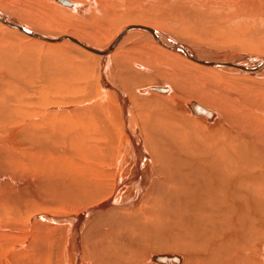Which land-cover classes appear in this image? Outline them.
I'll list each match as a JSON object with an SVG mask.
<instances>
[{"label":"bare ground","instance_id":"6f19581e","mask_svg":"<svg viewBox=\"0 0 264 264\" xmlns=\"http://www.w3.org/2000/svg\"><path fill=\"white\" fill-rule=\"evenodd\" d=\"M89 1L88 9L115 3ZM199 1L238 9L234 19L264 17V0ZM182 9L175 15L190 16V8ZM6 10H0L7 21L0 25L8 31L0 34V131L9 147L0 146V168L9 169L0 172V217L26 220L22 243L0 245V264H264V83L230 77L263 75L264 55L223 60L204 49L196 54L198 48L157 26L140 24L126 26L103 48L76 35L45 36ZM133 33L154 38V58L122 51L112 73V56L132 48L126 43ZM19 34L31 43L18 44ZM63 42L98 59L101 101L88 112L75 109L73 64L33 48L37 43L59 51ZM153 77L169 85L135 88ZM190 86L197 88L186 101L181 91ZM21 168L24 175L17 173ZM112 173L117 181L105 191L108 180L100 178ZM42 202L60 206L64 215L46 207L42 212Z\"/></svg>","mask_w":264,"mask_h":264},{"label":"rangeland","instance_id":"374dc122","mask_svg":"<svg viewBox=\"0 0 264 264\" xmlns=\"http://www.w3.org/2000/svg\"><path fill=\"white\" fill-rule=\"evenodd\" d=\"M66 1L67 0H62V2L60 1V3H56L53 0H47V1L46 0H0V10L3 11V10L7 9L5 11V13L7 15H9L11 18L13 17L14 20L19 21V22L25 24L26 26L31 27L32 29H36L37 31L41 32L45 36H48V35L61 36L64 34L76 35L80 38H84V39H87L89 41L98 43L96 45L101 46L103 48L110 45V43L113 41L114 37H116V35L122 29H124L126 26H128L130 24H140V25H145V26H150V27L157 26V28L160 29L161 31L173 35L178 40H182L181 42L184 43V45H187L190 48H193L192 49L193 51L196 50V49H194V47L198 48V50L194 51V52H196V54H199V52L204 49L202 51V53H204L208 56L213 55L212 57H215V58L221 57V59H223V60H230V59H232V57H234L233 59H235V57L238 56L239 54H252V55H262V56L264 55V19H263L264 17L259 18L258 16H255V18H254V16H251V17H244L243 18L244 20L242 18L234 19L233 17L237 16L240 13L238 11V9L235 8V11L237 10V12H239L237 14V12L235 13L233 7H229L230 9H228L226 5L222 4L224 6L223 7V6H221V3H218L215 1H213L211 3V2H202L199 0H193V1H191V0H174V1L171 0L173 2H171V1L165 2L164 1L165 2L164 3L161 0L162 3L160 4L159 2H157V0H151V1L143 0L144 2H142L141 0H122V1L117 0V5H116L115 4L116 1L113 0L115 2L114 3L111 0L110 2L114 3V4H111V5L109 4L108 7L106 5L105 9L100 8V6H95V7H92L90 9L86 8V7H88V5H90L89 0H68L67 2ZM70 1L73 3H71ZM146 1H147V3H146ZM152 1H154V2L156 1V3L160 4L161 5L160 7H162V8L158 7L159 5L157 6V4L153 3ZM158 1H160V0H158ZM118 2L119 3L121 2V4H119ZM179 2H182V3H179ZM151 3L153 4V6ZM68 4H70V5H68ZM186 4H189L191 7L189 5H186ZM215 4L216 5L218 4V5L216 7H214ZM184 5H186V7ZM68 6H70V7L73 6V9L70 10L71 8ZM111 6H112V8H111ZM193 6H194V9H193ZM211 6H213V8ZM1 7H3V8H1ZM59 7L61 9H59ZM62 7H64V8H62ZM200 7H202V8H200ZM68 8H70V9H68ZM179 8L180 9L183 8L185 10L190 8V9H188V11L190 12V16L184 15L185 18L183 17L185 20L187 19L186 22H184L185 20L182 17H179V15H175V12H177L176 10H178ZM198 8H199V11L197 10ZM164 9H165V11H164ZM209 9H210V13L208 15L207 11ZM214 9H215L216 13H215ZM220 9H221V11H219ZM67 10H70V11H67ZM205 10H207V11H205ZM228 10H232V12L231 11L229 12ZM104 11H105V13H104ZM221 12H222V15L225 14V12L226 13L229 12V14L228 13L225 14V18H224V15H223V17H220V16H222ZM178 13L179 14H185L184 12H178ZM195 14H197V16ZM216 14L219 18L218 17L216 18ZM172 15L173 16L175 15V16L173 17ZM202 15H203V17H202ZM164 16L167 17L168 20H165L164 22L161 23L160 19ZM168 16L170 17L171 20L169 19ZM188 17H190L191 19ZM213 17L216 19H219V21L218 20L216 21V19H214ZM227 17H229V21H228ZM230 18H233L234 20H230ZM177 19L178 20L180 19V21H178ZM182 19H183V21H182ZM197 19H198V21H197ZM188 20H189V22L187 23ZM207 20H209L211 22H209ZM192 21H194L195 23ZM191 22L193 24H190ZM196 22L198 24H199V22H202V23L199 24L200 25L199 26ZM186 24L188 26H186ZM192 25H194V26H192ZM0 26H1L0 27L1 28L0 34L8 32L7 29H5L2 25H0ZM201 26H203V27L201 28ZM197 27L199 30L200 29L201 30L200 31L197 30ZM190 28L191 29L193 28L195 30H193V29L191 30ZM203 28H204V30H202ZM22 35L24 37H22ZM130 35L131 34H129L128 36H130ZM26 37L27 36L24 34H21V35L19 34V36L15 37V38L17 39L18 44L26 45V43H27V45H28L31 43V40L28 37L26 39ZM34 40H36V39H34ZM150 40L153 43H155L154 38L153 39L150 38V36L147 34L144 35L143 33H135V34L133 33V35H131V37L127 40L126 44L128 45V47L130 46L129 48H131V46H132L131 49H134V48H136V49L134 51L129 49V51H131V52H129L128 50H126L125 47L124 48L121 47L119 49V51L117 50L115 55L112 56L113 61L111 60V63H110V66L112 65L111 66V72L116 74V72L118 70L116 68L117 65H115V61H120V59L125 55L132 57V56H136L138 54L143 55V54L152 53L151 55L154 58V50L150 48L151 47L150 46V44H151ZM135 41H136V43L139 42L142 45L140 44L138 46L139 43H137L135 45L134 44ZM146 44H148L147 45L148 47L146 46ZM143 45H145L146 47L144 48ZM42 46H44V45H40V44L36 43V45H34L33 48H35L38 51H41V49L44 48L45 51H41L43 53H47V51H48V54H59V56L64 57L65 60L70 61L73 64L74 70L76 72L78 71L77 72L78 75H77V77H75V86L76 87H75V90L73 92L74 97H75V101L77 100L75 103V105H76L75 109L76 110L78 109V111H76V112H83L82 111L83 109L85 112H88V111H86L87 107H89V106L93 107L94 105L97 106V104L100 103V101H101L100 99H101V95H102V94L99 95V93L97 92L98 91L97 89L99 86V79H98V72H97V62H98L97 57H94L91 54L83 52L78 47H76L75 45H71L70 43L63 42L60 46L59 51L58 50H51L48 48L46 49V47H42ZM213 51L215 54L213 53ZM200 54H201V52H200ZM230 56H232V57H230ZM118 58H120V59H118ZM132 70L135 71L136 73L138 72V74H142V71L139 72L140 70H138L135 67ZM150 70L151 71H149V72H145V71H143V72H145L146 74H152L151 73L152 68H150ZM169 70L171 72H173V70L171 68L165 69V72H168L170 74ZM129 71L132 72L131 70H129ZM234 76L235 75H231L230 77L235 79L237 82H239L241 84H245V83L246 84L247 83L253 84L254 82H257V83L263 82L264 83V74L261 76L256 75L257 77L253 76L254 78L253 77H246L245 78L244 76H235V77ZM115 78H117V77H115ZM162 79L163 78H161V77H153V79L150 83H145L141 86H138V87L136 86L135 88L136 89H142V88L148 87L147 90L149 91L150 86L152 88L155 86L169 85L167 82H165V81H169V80H162ZM260 79H262V80H260ZM36 80H37V82L34 81L33 85L39 84V82H40L39 76L36 77ZM114 81H116V80H114ZM114 87L117 88L119 91L123 92L118 87L116 82H114ZM190 87L191 88L188 87V89H187L188 91L187 90L181 91L182 96H183L182 98H184V100H186V101L187 100L191 101V99L188 97V95L190 96L191 94H189V93L193 90L195 91L196 90L195 88H197L196 86H195V88H194V86H190ZM205 89L206 88L202 86L200 88V91L205 90ZM124 95H125V93H124ZM125 96H128V95L126 94ZM129 97L130 96H128V99H129ZM145 98H147V97H145ZM201 98H203V97H201ZM195 100H198V99H195ZM86 101H88V102L86 103ZM80 102H81V106H79ZM101 103H103V102H101ZM85 104L88 106H86ZM114 105L118 106L119 104L115 103ZM131 106H132V110L134 111L133 105H131ZM95 117H94L95 122H97L98 126H100L99 122H98L99 118L97 116H95ZM82 118L86 119L87 117L84 116ZM115 124H116V126L120 125L118 123H115ZM101 127H107V125L104 124V126H103L101 124ZM3 136H4V134L0 131V142H2V145H0V146L8 148L9 146L5 145V143H4V142H6V139H4L5 136H4V138H3ZM103 136L106 137L105 135H103ZM3 139H4V142H3ZM105 151H106V149H105ZM0 154H1V152H0ZM106 166L108 168L113 169V170L115 169V165H113V164L106 165ZM0 169H1L0 172L3 173V171L6 172V170H8L9 168H7L5 170H3L4 168H0ZM19 172H20V175L24 173V172H22V168H21V171H17V173H19ZM115 177H116V179H115ZM100 179L106 180V181L108 180L106 182L107 185L104 188H105V191H109L111 189V187L113 186L114 182L117 181V175H116V173L115 174L112 173V175L109 174L108 176H104V178L101 177ZM109 179H111V180H109ZM48 198H49V200L53 199L52 195H50ZM77 205H79V204H77ZM35 207H36V205H35ZM39 207H41L42 212H44L43 207L44 208L46 207L45 211H47L46 209L49 208L48 209L49 214H55L58 216L64 215L60 209L61 208L60 206L59 207L58 206H50V205L42 202V204H40ZM51 207L53 210L50 209ZM87 207H84V209H82V211L87 209ZM54 208H57L58 210H56ZM82 211L80 210L78 212V214L81 213ZM70 215H75V213H70ZM32 216H33V218H34V216L36 217L37 211L34 212V214H32ZM8 217L12 218L13 216H8ZM8 217L7 216L6 217H0V227H2L4 225V227L0 228V241H1L0 245H3L6 248L7 247L10 248L14 244L16 245V244L22 243L21 240H23V235H24L23 234V230H24L23 227L25 224L24 220H26V219H23L22 222L10 220V222H7ZM8 223H11V224H8ZM50 226H51L50 232H53L52 228H54L55 226H53V225H50ZM10 227L11 228L13 227V228L11 229ZM16 227H18V228H16ZM20 227H22V228L19 229ZM15 235H16V239H15ZM17 236L21 239H19ZM51 236H56V235L52 234ZM52 240H54V237ZM16 254H18V249H16L12 253V255H16ZM170 254H172V252ZM175 254H178V253L176 252Z\"/></svg>","mask_w":264,"mask_h":264},{"label":"water","instance_id":"95a60500","mask_svg":"<svg viewBox=\"0 0 264 264\" xmlns=\"http://www.w3.org/2000/svg\"><path fill=\"white\" fill-rule=\"evenodd\" d=\"M0 20H3V22H7L6 20H4V19L1 17V14H0Z\"/></svg>","mask_w":264,"mask_h":264}]
</instances>
